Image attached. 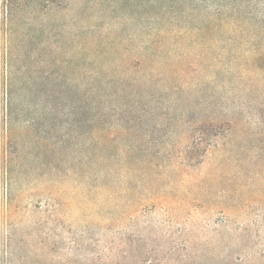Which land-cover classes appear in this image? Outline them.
Instances as JSON below:
<instances>
[{
  "label": "rangeland",
  "instance_id": "1",
  "mask_svg": "<svg viewBox=\"0 0 264 264\" xmlns=\"http://www.w3.org/2000/svg\"><path fill=\"white\" fill-rule=\"evenodd\" d=\"M164 1L0 0V264H264V134L68 109L87 108L96 55L134 52ZM211 1L230 15L264 2ZM222 49L148 63L160 86L213 87L264 115L258 52Z\"/></svg>",
  "mask_w": 264,
  "mask_h": 264
},
{
  "label": "trees",
  "instance_id": "2",
  "mask_svg": "<svg viewBox=\"0 0 264 264\" xmlns=\"http://www.w3.org/2000/svg\"><path fill=\"white\" fill-rule=\"evenodd\" d=\"M200 1L206 4H199ZM209 1L168 0L157 5L163 12L154 14L148 27V39L131 46L134 52L128 49L99 52L95 57L97 68L90 70L93 73L91 84L81 89L87 108L82 110L72 105L68 109L83 111L93 118L91 120L155 115L178 119V123L188 119L194 123L189 126L193 131L211 136L238 132L264 134V115L255 114L226 94L219 97L213 87L197 85L201 97L194 98L189 93L193 87L188 84L177 82L160 86L157 74L167 79V73L162 65L160 68L148 63L158 52H171L173 48L175 52H187L194 45L195 52H213L214 48H223L225 52H258L250 58L248 70L264 73V2L261 7L247 5L248 10L233 5L231 10L236 14L230 15L228 8ZM105 53L112 57L111 66L105 63L107 68L102 65ZM124 65H128L127 68H122ZM176 73L174 71L173 77L178 81ZM233 89L237 88L233 86ZM166 92L172 100L166 98ZM233 98L236 99V95ZM96 132L98 135L101 130L96 129ZM95 143L106 148L114 146L102 136L96 138Z\"/></svg>",
  "mask_w": 264,
  "mask_h": 264
}]
</instances>
